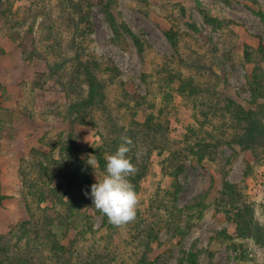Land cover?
Returning a JSON list of instances; mask_svg holds the SVG:
<instances>
[{"label":"rangeland","instance_id":"1","mask_svg":"<svg viewBox=\"0 0 264 264\" xmlns=\"http://www.w3.org/2000/svg\"><path fill=\"white\" fill-rule=\"evenodd\" d=\"M86 2L0 0V77L4 84L0 116L6 120L0 138V237L14 254L17 244L24 247L28 237L36 238L31 228L44 223L63 245L79 239L71 248L72 258L83 257L88 264L100 257L103 264H134L131 246L122 242L123 236L134 231L133 224H122L114 240H107L109 229L104 215L92 208L84 193L82 205L71 214L66 206L48 200L40 204L42 209L37 206L38 188L48 190L61 182L59 177L52 181L43 167L55 165L53 160L60 159L62 145L70 139L81 158L91 165L94 183L106 174L90 151L101 143L98 129L88 121H80L69 109L66 86L70 88L71 84L66 82L72 77L75 56L84 58L81 53L85 44L87 51L103 62L112 59L122 70L126 88L146 96L156 104V116L170 122V137L186 146L189 136V144L198 150L197 143L207 133L222 134L225 130L224 138H231L232 122L219 112L210 113L206 119L192 98L180 94L177 85L160 79L158 64L173 59L172 68L209 81L222 98H233L257 113L263 110L259 117L264 122V98L254 102L251 89L254 73L260 78L264 76V55L259 51L264 44V20L258 13L264 11V0H92L94 31L89 36L82 33V24L78 22ZM109 13L120 27L119 36ZM209 16L223 23L211 25L207 21ZM121 22L144 40L145 51H140ZM169 29L182 34L179 51L166 34ZM57 64L66 66L63 80L59 78ZM123 87L116 82L109 88V100L115 108L118 100L123 99ZM216 104L221 107L223 102ZM159 108L165 112L160 114ZM243 125V129H237L239 133L245 131L247 122ZM204 149L206 156L202 161L194 155L186 161L180 177L184 188L177 202L178 207L186 210L207 196L203 217L195 221L182 244L179 237L165 228L146 252L148 258L154 264H180L182 249L189 251L195 246L200 251L198 264H264V143L259 144L258 153L237 143H224L223 149L214 145ZM162 158L158 153L151 157L148 174L137 194L136 221L149 218L151 201L172 187L173 178L161 169ZM227 180L240 192L237 205L252 208L253 221L245 235L229 220L226 208L230 206L217 205ZM64 198L68 202L73 200L71 194ZM47 216L52 218L48 224ZM67 216L71 219L69 225L64 219ZM89 221L95 233L88 232ZM224 231L227 237L221 235L212 242V237ZM42 242L44 245L36 246L35 252L46 264L74 261L63 252H50L51 240ZM140 250L139 256L145 248Z\"/></svg>","mask_w":264,"mask_h":264},{"label":"trees","instance_id":"2","mask_svg":"<svg viewBox=\"0 0 264 264\" xmlns=\"http://www.w3.org/2000/svg\"><path fill=\"white\" fill-rule=\"evenodd\" d=\"M86 4V8H84L83 11L80 10L78 22L82 24V33L89 36L94 31L93 21L91 19V10L93 8L92 0H88ZM108 10L109 7L107 11ZM258 13L264 20V11L259 10ZM109 16L117 31L116 34L119 36L120 27L117 25L111 13H109ZM207 21L214 26L223 23L211 16L207 18ZM121 27L130 35L140 51H145L144 40H142L139 35L135 34L125 22H121ZM193 27L198 30L195 26ZM166 34L173 46L179 51L182 34L174 29L166 30ZM259 51L264 55L263 43H261ZM246 53L248 59H250L249 52L247 51ZM77 55L79 54L77 53ZM81 55L84 57L82 60L80 56H75L74 71L71 73L72 77L66 82L67 85L71 84L70 88L66 86L69 93V109L77 114L80 121H88L93 127L98 129L101 143L92 146L90 151L97 161L99 169L106 173V157L117 150L119 144L122 142L121 136L126 135L133 141L127 156L137 169L128 179L133 184L137 194L141 191L142 181L148 174L151 157L155 153L163 157L160 163L162 171L173 178L172 187L165 191L162 197L155 198L151 201L149 218H141L138 221L134 219L136 222L132 220L129 221V223L133 224L134 231H130L128 236L122 235L124 246H131L133 254L131 256L134 259V264H154V262L148 258V253L146 252L151 250L152 244L158 241L161 232L167 228L169 231L173 232L174 236L179 237V243L182 244L184 238L192 230L195 221L203 217L204 210L206 209L207 196L187 206L186 210L177 206L178 196L184 188L180 177L186 167V161L193 155L196 156V160L202 161L206 156L205 146L214 145L217 149L218 147L219 149H223L224 143L229 145L237 143L245 150L258 153L259 144L264 143V122L262 118L259 117L263 110L257 113L252 109H246L233 98L227 96L222 98L216 86L210 85L209 81H201L196 74L186 76L184 71L172 68L174 63L173 59L170 62L160 63L158 64L159 68H157L160 79H163L168 85H177V90L180 94L192 98L206 119L209 117L210 113L215 114L219 112L223 118L229 116L227 120L228 122H232L231 127L234 128V132L229 139L223 136V134L226 133L225 130H222V134L207 133L205 138L197 143L198 150H195V145L192 146L189 144V136L186 139L187 145L181 146L180 141L173 140L170 137V122L163 121L161 117H157L153 111L156 108V104L151 103L146 96L138 92L131 93L126 88L121 78L122 70L112 59L103 62L96 54L87 51L85 44H82ZM168 59L170 58L168 57ZM57 67H59L60 70L59 78L63 80L65 75H67L65 74L66 66L64 64H57ZM161 69L166 70L162 71ZM146 76H151V74H147ZM263 77L260 78L257 73H254L251 82L253 100L256 103L264 98ZM76 79L77 83H75ZM116 82H119L124 87L123 99L118 100L115 108L109 100V88L111 84H115ZM3 89L4 84L0 77V92L3 91ZM72 94L77 96L73 97ZM216 102H223V105L220 107ZM262 106L264 109V105ZM158 111L160 114H163L165 109L159 108ZM139 116H143L144 119H139ZM124 119L125 122H123ZM244 122H247L245 131L239 133L237 129H243ZM5 126L6 120L0 116V138ZM77 150L78 148L74 144L73 139H70L67 143L62 145L60 159L53 160L55 165L43 167L52 181L59 177L58 179L61 182H58V185L48 190H40V188H38L40 192L36 196H38L37 206L39 209H42L40 204L48 200L55 204L66 206L71 214L74 213V209L82 205V200L85 198L97 213L103 214L92 205L90 195H86V193H90L91 186L94 184L90 176L91 165L81 158ZM235 187V184L230 183L228 180L225 181L217 199V205H223L224 207L230 206L226 208L229 220L236 224L242 235H245V229L249 227L253 221L252 208L247 205L241 207L237 205L239 201L238 194H240V192L238 193ZM82 193H84V198L81 196ZM68 194H71L73 198L70 202L65 201L64 198V195L66 196ZM236 208L237 210H235ZM164 212L167 213V217H165ZM186 212L188 213L186 219H183V215L186 214ZM103 215L104 222L108 224L109 229L107 240L111 239L112 242L114 236L121 232L119 228L122 224L114 225L105 214ZM46 218L49 220L46 224L52 221V218L49 216ZM64 219L67 225L71 224L70 216ZM28 223L30 222H26V224ZM43 225L44 223H41L39 226L31 228L36 238L28 237L24 247L17 244L18 252L16 251L14 254L9 251L10 246L7 242H4L3 238L0 237V264H46L47 262L43 257L35 252L36 246L42 244V240L45 239L47 241L51 240L52 246H50V252L56 254H58V252H63V254H68L69 259L75 258L74 261L69 264H88L87 259L80 256L72 258L70 253L71 248L79 243V239L72 240L70 245H63L51 228ZM87 226L88 232L95 233L91 221L87 222ZM27 231H29V229H26V232ZM221 235L227 237L226 231L220 232L217 236L212 237V242L218 240ZM25 239L27 238L25 237ZM47 247L48 246H46V248ZM142 247L145 248V252L143 251V254L139 256L141 251L140 248ZM106 249L108 251L109 247ZM181 252L180 264H184L185 262L187 264H198L200 251L196 250L195 246L189 251L182 249ZM107 255L109 256V251ZM101 261L102 258L100 257L95 259L92 264H103Z\"/></svg>","mask_w":264,"mask_h":264},{"label":"clouds","instance_id":"3","mask_svg":"<svg viewBox=\"0 0 264 264\" xmlns=\"http://www.w3.org/2000/svg\"><path fill=\"white\" fill-rule=\"evenodd\" d=\"M117 150L106 157V174L91 186L92 205L105 214L114 225L133 220L138 203L137 193L128 177L137 169L127 153L133 141L126 135L121 136Z\"/></svg>","mask_w":264,"mask_h":264}]
</instances>
